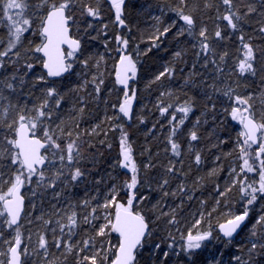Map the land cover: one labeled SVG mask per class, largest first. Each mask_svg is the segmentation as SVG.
Wrapping results in <instances>:
<instances>
[{
    "label": "snow or ice",
    "instance_id": "6c2138e0",
    "mask_svg": "<svg viewBox=\"0 0 264 264\" xmlns=\"http://www.w3.org/2000/svg\"><path fill=\"white\" fill-rule=\"evenodd\" d=\"M0 264H264V0H0Z\"/></svg>",
    "mask_w": 264,
    "mask_h": 264
}]
</instances>
